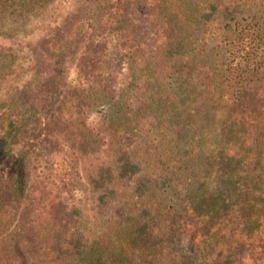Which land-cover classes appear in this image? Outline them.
Listing matches in <instances>:
<instances>
[{"label": "trees", "instance_id": "16d2710c", "mask_svg": "<svg viewBox=\"0 0 264 264\" xmlns=\"http://www.w3.org/2000/svg\"><path fill=\"white\" fill-rule=\"evenodd\" d=\"M54 1L0 0V28L29 24ZM106 2L95 0L88 19ZM176 3L153 0L163 58L180 67L170 85L148 77L142 90L128 83L134 91L113 102L99 57L89 50L80 57L91 86L62 107L116 109L105 110L102 131L63 108L49 110L58 90L50 98L41 84L8 104L0 117V264H264V20L248 25L249 45L236 61L228 50L190 51L195 40L180 31ZM127 136L135 142L125 144ZM36 150L57 160L69 194L92 156L102 161L89 185L105 197L139 177V209H97L86 229L64 208L61 191L31 180Z\"/></svg>", "mask_w": 264, "mask_h": 264}, {"label": "rangeland", "instance_id": "374dc122", "mask_svg": "<svg viewBox=\"0 0 264 264\" xmlns=\"http://www.w3.org/2000/svg\"><path fill=\"white\" fill-rule=\"evenodd\" d=\"M94 1L55 0L43 16L25 26L1 22L0 117L16 93L41 84L43 93L50 98L58 90L49 109L56 111V115L63 108L62 113L66 115L86 118L87 124L96 128L95 132L105 129L102 125L105 110L108 115H114L116 109L111 114L102 105L90 110L62 107L64 100L76 98V90L91 86L79 70V59L87 50L99 57L98 70L110 76L107 98L113 102L118 103L122 94L127 98L129 89L134 91L135 87L127 88L128 83L139 81L142 90L148 77L152 82L163 80L169 85L174 81L175 69L180 67L166 63L163 58V25L154 15L153 0H107L106 6L97 9V15L88 19L86 9L93 7ZM176 1L180 2L178 9ZM175 3L172 14L178 11L175 19L180 31L184 37H190L187 39L190 43L195 40V45L189 46L190 51L203 53L209 49L214 54L228 50L237 57L236 61H242L247 51L248 25L256 28L255 23L264 20V0H175ZM62 85L66 90L61 89ZM53 131H59V127ZM55 137L57 141L60 139L59 134ZM124 142L134 143L135 139L127 136ZM64 150L70 151L67 145ZM35 153L31 180L61 191L64 208L76 211L86 229L93 227L97 209H118L115 208L118 203L120 209H139V177L124 178L119 185L122 192L115 199L105 197L89 185L93 167L102 161L92 156L84 165H79L69 194L59 180L57 160L38 150ZM176 249L182 253V244L178 243Z\"/></svg>", "mask_w": 264, "mask_h": 264}]
</instances>
